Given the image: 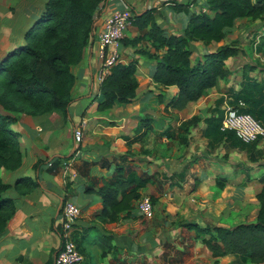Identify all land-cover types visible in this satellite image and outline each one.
<instances>
[{
  "label": "crops",
  "instance_id": "crops-1",
  "mask_svg": "<svg viewBox=\"0 0 264 264\" xmlns=\"http://www.w3.org/2000/svg\"><path fill=\"white\" fill-rule=\"evenodd\" d=\"M205 5L206 0H111L98 16L93 42L81 61L72 66L76 81L69 124L59 109L40 116L16 114L18 120L12 125L19 134L23 161L15 171H2L4 180L12 184L5 195L13 200L15 212L0 234V264L54 262L63 243L62 207L67 200L82 209L72 232L83 251L79 264H140L143 255L149 262L157 261L165 242L174 244V239L178 247L204 248L215 264L234 260L233 255L213 256L196 238L195 230L185 224L232 227L257 218L264 139L244 149L238 145L235 131L222 127V131H210L206 119L230 104L245 75L264 82V21L236 20L218 43L237 41L239 53L227 60L231 76L218 80L202 98L182 110L166 107L178 87L154 81L156 59L150 56L154 49L144 39L133 41L143 30L132 24L120 45V62H137V95L132 102L110 109L97 107L102 100L98 76L103 65L98 38L112 13L132 9L141 15L150 9L162 28L178 34ZM12 7L0 0V58L25 41L24 33L34 19L33 14L28 16V23L15 34L5 23L14 17ZM192 44L193 61L210 50L201 40ZM194 115L201 120L188 129L182 127ZM76 125L83 129L80 143L74 139ZM38 162L42 165L36 170ZM133 171L151 181L139 188L140 198L133 200L132 208L120 212L118 220L102 222L97 214L103 200L96 189L106 181L124 180ZM19 178L24 179L16 185ZM220 180L225 184L222 188ZM146 196L156 199L151 218L138 209ZM250 202L253 208L249 209ZM109 235L114 247L103 255L105 236Z\"/></svg>",
  "mask_w": 264,
  "mask_h": 264
},
{
  "label": "trees",
  "instance_id": "trees-1",
  "mask_svg": "<svg viewBox=\"0 0 264 264\" xmlns=\"http://www.w3.org/2000/svg\"><path fill=\"white\" fill-rule=\"evenodd\" d=\"M110 1L47 0L44 9L26 29L25 41L0 58V234L15 212L13 200L5 195L12 184L4 180L2 171H15L23 161L19 134L11 127L18 120L16 114L40 116L54 109L61 110L65 116L69 114V106L74 101L71 91L76 81L72 66L81 61L86 47L93 42L98 16ZM205 6L207 10L193 13L187 27L178 34L162 28L150 9L141 15L135 12L132 18V23L143 30L133 41L144 39L154 49L150 54L156 59L154 81L166 87H178L177 94L166 107L182 110L190 102L202 98L218 80L229 78L232 71L227 60L236 56L240 49L237 41L218 43L226 38L238 18L264 21V0H206ZM194 40L203 41L210 50L193 61ZM137 70L136 61L118 62L111 67L100 85L99 110L134 100L139 87ZM240 101L245 105L240 106ZM229 103L264 125V82L245 75L241 88L232 94ZM217 112L218 115L206 119L210 131H222L225 109L219 107ZM200 120L199 115H194L185 120L182 127L188 129ZM260 139L251 144L239 139L238 145L250 149ZM41 165L42 162H38L36 170ZM23 179L19 178L16 185ZM260 180L262 187L256 195L260 208L255 221L232 227L185 224L195 230L196 238L213 256L233 255L236 258L233 264H264V177ZM150 181V177L134 171L124 180L106 181L96 189L103 200V208L97 214L99 219L102 222L118 220L120 212L132 208L133 200L140 198L139 188ZM218 185L225 186L221 180ZM150 199L154 204L156 199ZM112 241L111 235L105 236L103 255L114 247Z\"/></svg>",
  "mask_w": 264,
  "mask_h": 264
},
{
  "label": "built area",
  "instance_id": "built-area-1",
  "mask_svg": "<svg viewBox=\"0 0 264 264\" xmlns=\"http://www.w3.org/2000/svg\"><path fill=\"white\" fill-rule=\"evenodd\" d=\"M206 10V7L202 8V12ZM134 15L135 12L132 9L116 10L106 19L104 29L98 38L99 54L103 61L102 69L98 76L100 83L109 74L111 67L120 62V45L126 31L133 24L132 18ZM239 104L240 106L245 105L242 101ZM222 129L235 131L244 143H253L259 138L264 139V125L251 114L239 112L232 105H227L225 108ZM73 131L76 143H80L83 137L82 127L76 125ZM138 209L147 218H151L154 215V204L148 196L139 201ZM81 213L82 209L76 203L69 200L63 203V243L55 256L54 264H79L83 261L84 256L72 237L74 226Z\"/></svg>",
  "mask_w": 264,
  "mask_h": 264
},
{
  "label": "rangeland",
  "instance_id": "rangeland-1",
  "mask_svg": "<svg viewBox=\"0 0 264 264\" xmlns=\"http://www.w3.org/2000/svg\"><path fill=\"white\" fill-rule=\"evenodd\" d=\"M22 1L23 0H2V3L5 4V6L9 3L13 4L11 11H14V17L12 19H6L5 23L13 27L15 34L18 33V30L24 24L28 23V16L33 14V21L35 20L36 16L44 9L47 0H27L23 2ZM32 23H30V25ZM86 104L87 102H85V104L81 106L80 112L84 110ZM76 105L80 104L77 103ZM78 109H80V106H77V110ZM69 121L70 120L68 114L66 116V125L69 124ZM11 127L14 129L13 125H11ZM66 129L65 131H67ZM249 204L250 207L248 208H253L252 202H250ZM174 240V244H172L174 241L165 242L164 250H162L160 254L156 255L158 257L157 261H154L152 259V261L149 262L148 259L145 258V255H143L144 258L140 261V264H215L213 262V259L207 254L204 248H201V250L199 251H195L186 246L178 247L176 241L177 239ZM235 259L236 258H234V260ZM234 260L229 264H233Z\"/></svg>",
  "mask_w": 264,
  "mask_h": 264
}]
</instances>
